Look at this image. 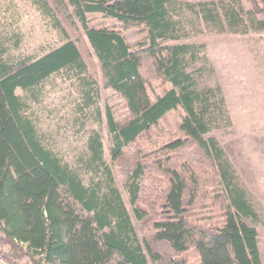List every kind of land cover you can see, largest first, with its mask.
<instances>
[{
  "label": "trees",
  "instance_id": "16d2710c",
  "mask_svg": "<svg viewBox=\"0 0 264 264\" xmlns=\"http://www.w3.org/2000/svg\"><path fill=\"white\" fill-rule=\"evenodd\" d=\"M60 44L14 58L0 27V246L23 264H263L257 215L212 136L231 126L198 25L264 35V0H29ZM249 6L246 7L244 2ZM100 23V24H97ZM58 77L69 126L85 133L71 159L32 107ZM102 90L110 163L100 124ZM179 116L175 129L160 122ZM122 175L130 211L116 185ZM113 168V169H112ZM212 216H204L202 213Z\"/></svg>",
  "mask_w": 264,
  "mask_h": 264
},
{
  "label": "rangeland",
  "instance_id": "374dc122",
  "mask_svg": "<svg viewBox=\"0 0 264 264\" xmlns=\"http://www.w3.org/2000/svg\"><path fill=\"white\" fill-rule=\"evenodd\" d=\"M244 4L249 6L247 1ZM0 27L17 33L19 45L9 53L14 58L41 56L60 44L57 32L43 21L29 0H0ZM198 28L200 32L191 41L205 44L214 70L206 83L220 85L232 122L230 127L214 131L212 136L224 149L253 204L257 219L247 223L256 229L258 249L264 264V35L218 34L202 24ZM100 105L101 123H90L88 126L101 133L104 158L110 163L105 110L109 108L119 114L123 104L116 94L102 90ZM71 106L69 89L60 78L53 77L45 87L44 98L33 105L32 112L41 131L54 140L55 148L72 160L84 149L86 134H76L70 128L68 118ZM178 124L179 116L173 111L160 122L162 127L171 129ZM113 168L116 169L115 166ZM116 171V185L130 211L122 188V175ZM202 214L212 216L206 212Z\"/></svg>",
  "mask_w": 264,
  "mask_h": 264
},
{
  "label": "built area",
  "instance_id": "2783aa9c",
  "mask_svg": "<svg viewBox=\"0 0 264 264\" xmlns=\"http://www.w3.org/2000/svg\"><path fill=\"white\" fill-rule=\"evenodd\" d=\"M0 264H20L17 260L11 258L6 250L0 247Z\"/></svg>",
  "mask_w": 264,
  "mask_h": 264
},
{
  "label": "crops",
  "instance_id": "0c3cea01",
  "mask_svg": "<svg viewBox=\"0 0 264 264\" xmlns=\"http://www.w3.org/2000/svg\"><path fill=\"white\" fill-rule=\"evenodd\" d=\"M1 247V246H0ZM1 248H3L4 250H6L4 247H1Z\"/></svg>",
  "mask_w": 264,
  "mask_h": 264
}]
</instances>
